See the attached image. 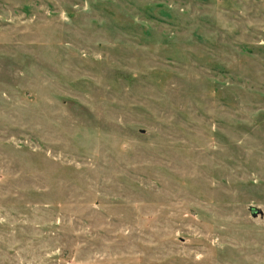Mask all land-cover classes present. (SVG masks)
<instances>
[{
    "label": "rangeland",
    "instance_id": "rangeland-1",
    "mask_svg": "<svg viewBox=\"0 0 264 264\" xmlns=\"http://www.w3.org/2000/svg\"><path fill=\"white\" fill-rule=\"evenodd\" d=\"M0 264H264V0H0Z\"/></svg>",
    "mask_w": 264,
    "mask_h": 264
}]
</instances>
